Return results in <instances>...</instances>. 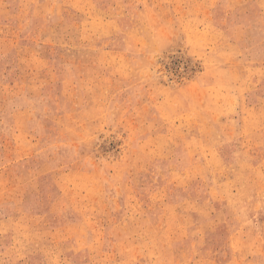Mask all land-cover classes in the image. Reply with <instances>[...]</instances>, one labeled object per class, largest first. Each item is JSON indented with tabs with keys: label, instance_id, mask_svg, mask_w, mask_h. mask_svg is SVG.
Masks as SVG:
<instances>
[{
	"label": "rangeland",
	"instance_id": "1",
	"mask_svg": "<svg viewBox=\"0 0 264 264\" xmlns=\"http://www.w3.org/2000/svg\"><path fill=\"white\" fill-rule=\"evenodd\" d=\"M0 264H264V0H0Z\"/></svg>",
	"mask_w": 264,
	"mask_h": 264
}]
</instances>
